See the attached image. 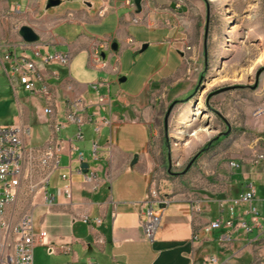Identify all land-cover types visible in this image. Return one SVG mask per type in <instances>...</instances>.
<instances>
[{"label": "crops", "instance_id": "1", "mask_svg": "<svg viewBox=\"0 0 264 264\" xmlns=\"http://www.w3.org/2000/svg\"><path fill=\"white\" fill-rule=\"evenodd\" d=\"M84 1H89L91 6ZM142 4L143 9L138 13L135 6L128 5L125 0H61V4L49 9H42L41 0H0V41L17 40L11 48L20 52L23 40L15 25L31 26L40 37L38 42L43 51L47 47L49 51H70L72 54L70 67L56 80L61 93L66 91L67 82H71L76 89L71 96H91L92 83L103 79L99 76L101 74L116 72L121 82L119 66H109V60L120 46L125 49L132 39L136 49L142 52L144 44L148 47L151 44V41L138 42L133 38L131 28L135 26L134 22L146 21L150 29L163 35L161 43L167 42L178 51L175 47L178 23L170 26L168 17L156 19L154 15L158 11L152 7L151 0H143ZM103 8L105 13L101 16ZM114 42L119 44L117 51L112 49ZM90 71H95L96 75L88 73ZM112 97V102L117 98L125 111L134 113L132 120H118L112 115L111 103L108 111L110 125L103 126L98 134L94 124L88 122L84 126V140L76 141L87 159L91 158L92 143L95 140L100 142L103 156L91 163L98 171L97 179L87 181L82 173L75 172L72 175V202L64 195L56 194L57 187L65 184L60 177L67 171L68 156L64 155L62 168L53 175H57L56 183L48 188L55 194V201L49 204L44 193L25 200L27 205L21 215L31 211L35 229L44 228L49 235L48 243L53 247L51 250L48 246H36L34 264H88L89 260L99 264H205L209 255L218 257L217 264H252L257 255H264V196H258L256 185L253 202L261 210V227H254L252 231L230 230L224 226L211 231L204 229L211 221L227 216L230 200L248 190L252 182L240 189H236L233 183L240 169H254L252 162H237L238 167H229L228 188L211 193L205 199L174 198L168 191H162L169 201L154 239H147L142 211L153 186L155 168L151 140L153 125L147 117L148 98L143 100L139 95L122 91ZM131 126L142 130L141 136L147 139L142 148H137L134 141L124 135ZM108 128L109 132L102 136ZM67 130L73 133L75 127L70 126ZM39 144L42 143L35 145ZM251 147L255 149L254 140ZM76 177L77 181H74ZM84 214L92 219L100 217L102 222L86 223L82 220ZM236 216L250 222L248 204L238 206Z\"/></svg>", "mask_w": 264, "mask_h": 264}, {"label": "rangeland", "instance_id": "2", "mask_svg": "<svg viewBox=\"0 0 264 264\" xmlns=\"http://www.w3.org/2000/svg\"><path fill=\"white\" fill-rule=\"evenodd\" d=\"M46 3L41 0L42 9ZM151 5L158 11L156 19L168 17L170 26L178 23V51L161 43L163 35L146 21L134 22L133 38L151 44L142 52L135 43L125 49L120 46L109 66L117 64L127 80L119 82L118 73L112 72L99 75L100 82L115 97L122 91L148 98L153 186L174 198L205 199L228 188L232 162L253 163L256 149L251 142L264 137V0H151ZM9 39L0 41V53L17 42ZM53 67L61 75L68 69ZM163 77L167 78L160 81ZM112 108L118 120L134 117L117 98ZM21 118L31 124L32 144L43 143L49 126L41 97L12 89L0 63V124L18 123ZM108 132L109 128L102 136ZM126 132L137 148L147 144L142 130L131 126ZM262 163L252 170L240 169L234 187L252 182L258 196H264ZM56 180L57 175L51 185ZM25 205L27 201L17 206L16 218Z\"/></svg>", "mask_w": 264, "mask_h": 264}, {"label": "built area", "instance_id": "3", "mask_svg": "<svg viewBox=\"0 0 264 264\" xmlns=\"http://www.w3.org/2000/svg\"><path fill=\"white\" fill-rule=\"evenodd\" d=\"M128 5L134 6L133 0H125ZM103 8L100 11L102 16ZM22 24L15 25L19 32ZM129 44L133 40L129 39ZM187 50L191 47L187 46ZM99 54L98 51L96 52ZM72 60L70 51H49L46 47L36 42H21V51L17 52L11 47L0 53V63L10 83L22 88L27 93L41 97L44 103V112L48 116L49 133L46 140L39 145L31 142L32 127L28 121L21 118L18 123L0 124V264H34V249L38 245L52 246L48 243V232L41 228L35 229L34 218L31 211H26L18 218L16 212L18 205L38 193H44L45 200L52 204L54 193L48 191L53 175L62 168V158L68 156L67 171L60 177L65 181L63 186L57 187L56 194H62L72 202V175L82 173L87 181L96 180L98 171L92 162L99 161L103 156L102 146L95 140L91 146V158L87 159L85 152L81 150L76 141L84 140V126L91 122L95 126L96 133L105 125H110L108 111L112 103L110 91L102 89L100 81L92 83V95H75L76 89L71 82H67L64 93L57 88L56 80L61 76L53 65L69 68ZM99 57L97 62H99ZM105 66V63H103ZM16 82V84H15ZM22 116V112H21ZM70 126L75 127L73 133H68ZM253 164L264 162V137L254 139ZM76 154L74 157L73 154ZM88 163V171L85 173L82 164ZM238 167L237 162L231 163ZM256 188L251 183L248 190L238 197L230 200L227 216H221L204 226L206 231L219 229L222 226L230 230L244 229L252 231L254 227H261L262 214L254 205ZM169 199L151 187L142 211L144 219L142 224L148 240L152 241L155 232L160 225L163 210L161 204L167 205ZM248 204V212L251 221L236 216V208ZM199 210L198 206L195 208ZM82 220L86 223L92 221L101 223L100 217L90 218L85 214ZM257 264H264V255L259 254ZM205 264L219 262L216 256H206ZM88 264H99L92 260Z\"/></svg>", "mask_w": 264, "mask_h": 264}, {"label": "water", "instance_id": "4", "mask_svg": "<svg viewBox=\"0 0 264 264\" xmlns=\"http://www.w3.org/2000/svg\"><path fill=\"white\" fill-rule=\"evenodd\" d=\"M85 4L90 5L91 3L89 1H84ZM134 6L136 8V12L140 13L143 9V0H133ZM59 4H61V0H47L46 3V8H52L55 6H58ZM19 34L22 38L23 41L25 42H36L40 39L38 33L29 25H22L20 30H19ZM148 47V44H144L142 46L141 51H144L146 48ZM119 48V44L117 42H114L112 45V49L114 51H117ZM126 80V77H122L120 78V81L123 82ZM137 160V156L135 157L134 161L132 162V165L135 164ZM83 168H84V172L86 173L88 171V163L84 162L82 164ZM160 207H166L165 204H161Z\"/></svg>", "mask_w": 264, "mask_h": 264}, {"label": "bare ground", "instance_id": "5", "mask_svg": "<svg viewBox=\"0 0 264 264\" xmlns=\"http://www.w3.org/2000/svg\"><path fill=\"white\" fill-rule=\"evenodd\" d=\"M215 264H217V262Z\"/></svg>", "mask_w": 264, "mask_h": 264}]
</instances>
